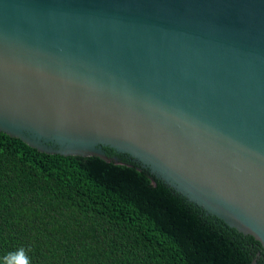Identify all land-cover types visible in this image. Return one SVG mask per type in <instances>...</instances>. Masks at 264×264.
Segmentation results:
<instances>
[{
    "label": "water",
    "instance_id": "1",
    "mask_svg": "<svg viewBox=\"0 0 264 264\" xmlns=\"http://www.w3.org/2000/svg\"><path fill=\"white\" fill-rule=\"evenodd\" d=\"M0 132L126 156L264 249V0H0Z\"/></svg>",
    "mask_w": 264,
    "mask_h": 264
},
{
    "label": "trees",
    "instance_id": "2",
    "mask_svg": "<svg viewBox=\"0 0 264 264\" xmlns=\"http://www.w3.org/2000/svg\"><path fill=\"white\" fill-rule=\"evenodd\" d=\"M119 158L46 154L0 132V258L23 247L31 264H264L252 237Z\"/></svg>",
    "mask_w": 264,
    "mask_h": 264
},
{
    "label": "clouds",
    "instance_id": "3",
    "mask_svg": "<svg viewBox=\"0 0 264 264\" xmlns=\"http://www.w3.org/2000/svg\"><path fill=\"white\" fill-rule=\"evenodd\" d=\"M0 264H31V260L26 250L21 247L13 252H7L0 258Z\"/></svg>",
    "mask_w": 264,
    "mask_h": 264
}]
</instances>
